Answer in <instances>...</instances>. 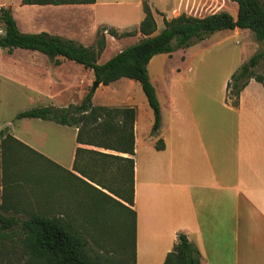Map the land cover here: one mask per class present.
<instances>
[{
  "label": "crops",
  "instance_id": "1",
  "mask_svg": "<svg viewBox=\"0 0 264 264\" xmlns=\"http://www.w3.org/2000/svg\"><path fill=\"white\" fill-rule=\"evenodd\" d=\"M97 5L98 0L89 4H22L36 9L37 15L19 19L10 5L0 0L1 7L11 9L21 32H48L79 41L96 38L98 25H105L93 11ZM182 52L179 59L183 62L186 56ZM174 53H167V58H173ZM0 56L8 59L0 62V102L5 100L4 107L0 106V132L6 130L39 155L35 160L38 199L45 196L54 207L68 205L70 212L80 215L92 196L110 197L122 210L119 203L126 204L122 197L133 187L136 264H164L180 232L196 244L202 264H264L263 82L252 78L240 94L239 105L226 107L229 113H223L221 120L214 113L213 117L211 113H162L160 129L152 135V113H145L148 124L141 136L142 114L129 92L137 81L123 77L109 85L100 84L93 104L135 108L134 141L130 120L119 117L116 126L99 129L105 135H121L117 143L105 141L116 146L101 144L95 136L79 142L78 127L49 120L44 121L56 125L42 123L34 142L6 125L43 119H16L18 112L11 120L13 105L35 101L48 103L35 107L77 104L71 91L79 67L72 60H62L64 57L55 61L38 50L24 48H3ZM195 58L191 56V60ZM228 81L223 86L226 90ZM169 99L172 103L174 97L169 95ZM93 130L92 124L85 127V132ZM158 140L164 142L163 149L156 148ZM0 167L1 179V146ZM41 190L46 194L41 195Z\"/></svg>",
  "mask_w": 264,
  "mask_h": 264
},
{
  "label": "trees",
  "instance_id": "2",
  "mask_svg": "<svg viewBox=\"0 0 264 264\" xmlns=\"http://www.w3.org/2000/svg\"><path fill=\"white\" fill-rule=\"evenodd\" d=\"M238 4L237 16L227 11H219L205 16L182 13L164 19V28L158 29L155 14L147 2L143 3L144 18L136 29L119 32L115 28L103 27L98 31V42L86 46L74 39L53 35L48 32L24 33L17 26L10 8L1 7V19L6 33L0 37V47L38 50L51 60L64 57L92 69L95 81L109 85L126 77L139 82L154 113L151 134L160 129L162 111L157 90L152 83L148 65L151 59L162 53H172L187 48L204 39L208 34L221 30L248 29L259 42H264V0H233ZM96 0H21V4H89ZM113 37L141 34L138 42L127 46L104 63H98L101 47L105 43L104 32ZM98 45V46H97ZM101 45V46H100ZM264 61V50L255 53L246 63L232 74L227 92L233 106L239 105L240 94L254 78L263 82L256 74V67ZM95 89L89 92L80 104L67 107L40 106L19 112L16 119L40 118L62 125L79 128V142L91 141L87 136L100 134V128L116 126L117 117L130 120L131 135L134 141L135 108H109L93 104ZM93 125L92 133L85 127ZM107 134V133H106ZM1 163L3 192L0 202V264H108L107 258L98 254L89 235L74 226L67 208L52 207L37 213L27 207L22 200L27 188L36 189L35 160L37 152L6 130H1ZM108 136V135H106ZM121 136V135H119ZM118 136V137H119ZM157 149L164 148V142H156ZM79 151V149H78ZM134 153V148L130 149ZM134 163L133 160H131ZM42 191V190H41ZM40 191V194L42 192ZM125 202L134 205V190ZM124 208L127 205L119 203ZM95 206L99 208L97 202ZM58 208V209H57ZM59 210V211H58ZM64 210L68 211L65 214ZM76 210V209H75ZM132 211V226L126 234L124 246L132 248V263L136 264V212ZM71 217V218H69ZM129 242V245H128ZM202 255L186 233L180 232L174 248L166 255L164 264H202Z\"/></svg>",
  "mask_w": 264,
  "mask_h": 264
},
{
  "label": "rangeland",
  "instance_id": "3",
  "mask_svg": "<svg viewBox=\"0 0 264 264\" xmlns=\"http://www.w3.org/2000/svg\"><path fill=\"white\" fill-rule=\"evenodd\" d=\"M4 1L15 11L19 19L21 17L29 18L37 15L36 9L21 6V0ZM144 2L150 5L155 14L158 25L156 34L164 28L165 18L170 19L182 13L193 16H205L219 11H227L237 16L238 12V4L233 0H98V5L94 7L93 11L103 19L107 27L110 26V28L124 30L128 26H133L131 29H136L144 17ZM105 25H98V31ZM89 26H96V23H90ZM104 35L106 40L103 47H101L98 63L106 62L117 54L120 49L138 42L143 37L138 33L117 38L111 36L107 31L104 32ZM98 37L97 33L96 38L91 36V38L85 41L71 39L86 46H94L98 42ZM0 49L3 50V48ZM263 50L264 42H259L251 30L238 29L210 33L204 39L193 43L187 48L175 50V53L170 56H173L171 59L167 58V53L157 54L153 58V62L149 64V72L151 81L157 88L162 113L165 115L167 113H211V117H213L212 113H214L215 117L221 120L224 117L223 113H229L226 107L233 106L227 90L223 88L224 83L226 80H229V83L232 74L240 66L246 63L255 53ZM182 51H185L186 56L183 62L179 59V56L183 53ZM193 55H196V58L191 60V56ZM12 59L16 60V58ZM6 60L8 59L0 56V62ZM62 60L67 59L62 58ZM71 62L79 67V70L74 73V88H72L71 93L74 94L73 98L77 100V104H80V98L82 96L85 97L93 90L95 75L92 69H84L81 65L73 61ZM178 66H180V69L175 72V68ZM255 71L258 76L263 78L264 83V61L260 62ZM83 76L85 79H83ZM135 83L136 87L129 92H131L130 98L132 97L138 113L142 114L140 135L143 136L142 133H144L148 124V120H145V113H152L153 121L154 116L141 84L139 82ZM103 89L104 87H101L100 91ZM169 95L174 97L172 103H170ZM35 102H15L13 111L11 112L14 113L10 117L11 120L16 116L15 113L39 106V104H48L44 101ZM4 105L5 100L2 99L0 106L4 107ZM118 118H115L113 122H116ZM27 121L30 122L27 124L21 121L13 124L10 122L6 127H12L21 136H26L35 142L37 133L42 129V126H40L42 123L44 125H56L44 120ZM106 135L103 133L96 135L95 137L101 140L97 142L104 145L116 146L114 143H117L119 135L116 132L112 133V135ZM107 139H111L114 143L108 144L109 142H105ZM35 187L36 189L33 191L31 187L27 188V192L23 191L22 200L27 203V207L37 213H43L46 209H52L54 207L53 201L47 200L45 196H40V199H38L37 184ZM2 190L0 179V201ZM41 192L42 194H46L45 190ZM125 194L126 196L122 197V199L125 197L130 198L132 187L129 190L127 189ZM95 202H97L99 208L95 206ZM125 205L129 208L123 207L121 210L120 207L116 208L113 205L112 198L110 197L108 200H105L98 196H92L91 200L87 202L86 208L82 211L83 214H69V216L74 218L70 222L89 235L90 241L96 248L97 253L102 255L104 259L107 258L108 264L132 263V248L124 246V243L127 240L125 238L126 234L132 226L133 214L131 205L127 202ZM61 208L66 209L67 206ZM67 210H64L63 213L68 212ZM65 215L68 218V215Z\"/></svg>",
  "mask_w": 264,
  "mask_h": 264
},
{
  "label": "built area",
  "instance_id": "4",
  "mask_svg": "<svg viewBox=\"0 0 264 264\" xmlns=\"http://www.w3.org/2000/svg\"><path fill=\"white\" fill-rule=\"evenodd\" d=\"M5 33H6V27H5L4 22L1 19V6H0V37L5 35Z\"/></svg>",
  "mask_w": 264,
  "mask_h": 264
},
{
  "label": "water",
  "instance_id": "5",
  "mask_svg": "<svg viewBox=\"0 0 264 264\" xmlns=\"http://www.w3.org/2000/svg\"><path fill=\"white\" fill-rule=\"evenodd\" d=\"M99 85H100V83L98 81H95V83H94V89H96Z\"/></svg>",
  "mask_w": 264,
  "mask_h": 264
}]
</instances>
